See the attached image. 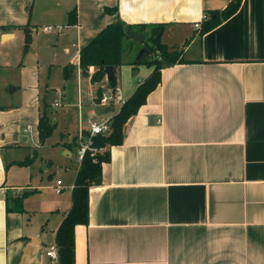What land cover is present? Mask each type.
I'll return each mask as SVG.
<instances>
[{"label": "crops", "instance_id": "0c3cea01", "mask_svg": "<svg viewBox=\"0 0 264 264\" xmlns=\"http://www.w3.org/2000/svg\"><path fill=\"white\" fill-rule=\"evenodd\" d=\"M228 1L0 0L3 82L14 63L11 50L24 45L25 31L27 51L38 61L35 50L48 40L56 44L47 62L62 72L118 18L164 24L162 42L181 48L183 61L162 68L158 86L125 123L123 142L109 148L101 184L89 188L88 222L74 228V264H264V0H241L236 12L204 33L194 25ZM73 8L75 21L67 24ZM55 25V35L43 29ZM131 50L127 60L135 59ZM139 69L123 64L114 70L122 101L150 72L138 79ZM36 70L22 64L19 71L28 103L16 107L0 92V264H56L46 248L72 204L78 146L71 136L64 141L63 130L57 143L65 155L75 149L77 166L71 182L60 179L61 192L51 183L54 202L27 206L23 199L34 190L14 181L12 169L28 156L20 159L15 151L28 140L31 121L37 135ZM103 80L107 84L105 75ZM115 107L105 106L104 120ZM26 113L31 119L22 122ZM91 123L97 122L74 137L79 140Z\"/></svg>", "mask_w": 264, "mask_h": 264}, {"label": "trees", "instance_id": "16d2710c", "mask_svg": "<svg viewBox=\"0 0 264 264\" xmlns=\"http://www.w3.org/2000/svg\"><path fill=\"white\" fill-rule=\"evenodd\" d=\"M241 5V0H229L224 9L220 11H210L209 18L202 21L200 24V33H204L210 28L219 24L226 17L230 16L238 10ZM106 12L114 13L116 8L106 7ZM75 8L68 12L67 24L75 21ZM133 32L145 34V40L141 43L135 42L132 38L125 36L123 29ZM164 29V24H128L120 18L114 22L105 25L98 33L90 39L78 52V63L68 64L63 67L64 78L68 79L71 70L74 66L79 68L82 76H89L92 83L100 82L104 78L102 71L106 65L116 67L123 64L139 65L143 64L150 68L148 75L139 82L132 94L122 101L117 111L109 118L110 131L107 134L88 135V130H82L81 140H89V147L94 149H86L76 167V173L73 179L71 189L72 204L69 210L65 213L60 224L57 226L54 238V244L57 249L56 264H74V228L76 225H86L88 222V191L91 186L101 184L102 164L110 160L109 148L113 145H118L123 142L124 125L143 105L150 91L155 89L160 80V72L162 68L171 66L183 61L180 46H171L162 42L161 34ZM29 32L25 31L23 50H27L29 46ZM129 44V49H133L136 53L141 47L146 48V52L140 56L138 61L131 57L126 59L125 45ZM90 66L94 67L92 73L88 72ZM111 91H116L115 75L111 82H107ZM101 90L97 91L95 102L98 103L101 97ZM37 137L40 143H43L53 130V123L44 111H40L37 118ZM65 143V144H64ZM70 143L79 147L80 140L75 136ZM68 142H62V145H70ZM31 158L27 161H19L17 164H28Z\"/></svg>", "mask_w": 264, "mask_h": 264}, {"label": "rangeland", "instance_id": "374dc122", "mask_svg": "<svg viewBox=\"0 0 264 264\" xmlns=\"http://www.w3.org/2000/svg\"><path fill=\"white\" fill-rule=\"evenodd\" d=\"M59 30V26L55 25L50 30L49 36L51 34L55 35ZM45 43L49 44L40 50H35L37 57L40 58L39 61L29 51H24L23 45L22 47L19 45L17 49L12 48L11 58L14 63L10 69H7L9 76L4 80V82H7L4 83L0 79V92L4 95L6 94L9 103L15 104L14 106L21 105L22 101L29 99V92L22 90V76L19 73L20 67L22 64H25L27 67H35L38 77L36 104L39 106L40 111H44L53 123V130L50 136L43 143H40L37 135L35 137L34 122L29 121L32 129L31 133L26 134L28 140L22 141L20 143L22 145L21 148L15 151V154L20 155V159L28 155L23 159L24 161H27L29 157L32 158L30 165L17 164L12 170L13 174H15L13 177L16 183L19 185L27 183L34 190L31 194L24 197L23 202L27 206L35 208L40 207L42 203L51 204L54 202L53 199L56 197L50 189L51 183H55V180L61 179L64 183L68 184L71 182L74 168L77 166L75 149L72 147V156L65 155L63 153L64 149H61L60 144L57 143L60 140V131L66 132L67 135H63L64 137L66 136L64 141H69L67 136L74 138L76 131L81 129V127H86L90 121L101 123L107 112L104 110L105 106L99 107L94 102V99L97 96L98 90H101L105 94L111 92V88L107 87L108 85L104 80L92 83L86 76H82L77 71L76 66L72 68L68 78L69 81L66 82L62 73V66L57 63L49 64L47 62L49 54L53 50L57 51L56 44L49 40ZM128 47L129 44L126 43L125 51H128ZM131 51L133 52V49ZM138 66H140V72L136 76L138 79H142L145 75V69L148 70L149 67L147 68L143 64H139ZM25 71L28 72L27 69ZM69 82L73 83L76 88L73 103H68L66 97L63 95ZM9 85L12 87V91L8 90ZM25 102L28 103L29 100ZM54 102L57 104L54 105ZM119 105L117 103L115 109ZM30 116L31 114L29 113L23 114L21 121L24 122L31 119ZM67 193L68 190L63 195Z\"/></svg>", "mask_w": 264, "mask_h": 264}, {"label": "built area", "instance_id": "2783aa9c", "mask_svg": "<svg viewBox=\"0 0 264 264\" xmlns=\"http://www.w3.org/2000/svg\"><path fill=\"white\" fill-rule=\"evenodd\" d=\"M202 18H206L205 15L202 16ZM195 27H199L200 26V22H195L194 23ZM52 28V26H47V27H43L44 31L49 32L50 29ZM99 105L101 106H109V105H113V104H121L122 100L120 97V94L116 91H111L109 94H105L102 93L101 97L99 98L98 101ZM57 103L55 102L54 105H56ZM110 131V120H104L101 123H91L88 127V135L89 136H93L95 134H107ZM81 137L79 135V140H80V145L78 147V162L81 160L83 154L85 153L84 151L86 149H91L89 147V140L87 141H82ZM92 151H94V149H91ZM55 188L54 191L55 193H59L61 192V190L63 189V185L61 184V180L57 179L55 180ZM46 255L50 256L51 258H53L54 260H57V249L55 247V244L50 245L46 248Z\"/></svg>", "mask_w": 264, "mask_h": 264}, {"label": "water", "instance_id": "95a60500", "mask_svg": "<svg viewBox=\"0 0 264 264\" xmlns=\"http://www.w3.org/2000/svg\"><path fill=\"white\" fill-rule=\"evenodd\" d=\"M123 32H124L126 37L132 38L135 42L141 43V42H143L145 40V34L138 33V32H133L131 30L129 31L127 29V27H124ZM146 51L147 50H146L145 47L139 48L137 50V52L135 53L136 54L135 55V61H138L140 56L143 55V53H145ZM102 71H103V73H104V75L106 77L107 82H111L113 80L114 75H115L114 74L115 71H114L113 66L106 65V66L103 67ZM134 71H136V70H134ZM11 89H12V87L9 85L8 86V90L12 91ZM74 89L75 88H74V84L73 83L69 82L66 85V95H65V97H66V101L68 103L69 102L70 103L74 102V99H73V97H74Z\"/></svg>", "mask_w": 264, "mask_h": 264}]
</instances>
